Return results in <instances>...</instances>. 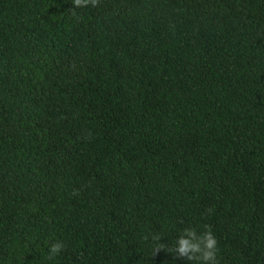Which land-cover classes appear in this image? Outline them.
<instances>
[{"label": "trees", "instance_id": "16d2710c", "mask_svg": "<svg viewBox=\"0 0 264 264\" xmlns=\"http://www.w3.org/2000/svg\"><path fill=\"white\" fill-rule=\"evenodd\" d=\"M73 7L0 0V264H264V0Z\"/></svg>", "mask_w": 264, "mask_h": 264}, {"label": "clouds", "instance_id": "9594fccd", "mask_svg": "<svg viewBox=\"0 0 264 264\" xmlns=\"http://www.w3.org/2000/svg\"><path fill=\"white\" fill-rule=\"evenodd\" d=\"M74 6L70 15L76 16L79 10L89 6L96 7L99 0H71ZM156 245L155 254L161 250L173 255V258H181L186 261L196 262V264H218V239L210 229L203 232L194 227H184L180 230L179 235L171 242V246L162 243L160 234H154L151 237ZM66 244L63 240H55L49 243L46 259L56 261L66 252Z\"/></svg>", "mask_w": 264, "mask_h": 264}]
</instances>
